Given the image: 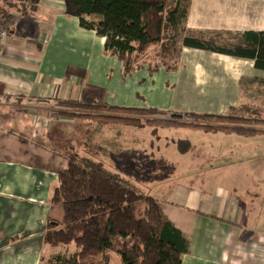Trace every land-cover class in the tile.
<instances>
[{
    "label": "crops",
    "instance_id": "obj_1",
    "mask_svg": "<svg viewBox=\"0 0 264 264\" xmlns=\"http://www.w3.org/2000/svg\"><path fill=\"white\" fill-rule=\"evenodd\" d=\"M37 3L28 17L11 15L9 35L0 49V95L4 97L0 101V264H42L48 218L62 216L61 209H52L49 203L59 173L68 167L62 153V126H80L77 120L59 115L69 109L63 110L57 101L151 108L182 119L227 115L257 97L264 104V71L252 60L183 48L176 73L160 69L150 76L145 68L124 77L122 63L105 55V39L81 28L65 0ZM187 30L226 35L264 32V0H191ZM198 133L203 152L214 147L215 153L232 140L230 150L237 151L246 149L248 139L264 136ZM120 134L116 131L123 146L126 141ZM129 142L139 145L134 134ZM189 142L190 151L182 153L179 142L173 141L162 148V156L168 158L165 150L171 147L183 156L199 150ZM212 167L213 172L222 171L216 163ZM179 186L156 199L190 241V253L182 264H264V233L249 231L261 227L254 220L264 221V198L254 207L243 206L230 191L212 194ZM258 186L259 182L257 190ZM255 215L259 217H249Z\"/></svg>",
    "mask_w": 264,
    "mask_h": 264
},
{
    "label": "trees",
    "instance_id": "obj_2",
    "mask_svg": "<svg viewBox=\"0 0 264 264\" xmlns=\"http://www.w3.org/2000/svg\"><path fill=\"white\" fill-rule=\"evenodd\" d=\"M65 2L81 28L105 39L104 53L122 63L124 77L145 68L150 76L160 69L176 73L181 67L183 48L252 60L257 69L264 71V32L237 33L238 46L218 47L215 37L218 34L187 30L191 0H176L172 6H168L167 0ZM37 4V1L2 0L0 19L9 23L13 13L28 17L36 11ZM179 36L183 37L180 43ZM57 103L69 109V112L59 113L64 118L103 126L153 128V135L158 129L170 128L246 138L264 134L260 129L264 118L245 117L240 108L227 115H190L194 122H180L153 119V116L170 114L151 108L74 100ZM77 109L83 112H76ZM184 143L178 144L182 153L187 152ZM90 152L91 157H88L72 147L62 148L68 167L59 173L58 185L49 200L52 209H61L62 216L55 218L50 214L44 242L53 250L73 245L75 249L71 255L70 251L58 254L48 264H182L183 257L190 253V241L167 218L159 201L109 170L102 157Z\"/></svg>",
    "mask_w": 264,
    "mask_h": 264
},
{
    "label": "rangeland",
    "instance_id": "obj_3",
    "mask_svg": "<svg viewBox=\"0 0 264 264\" xmlns=\"http://www.w3.org/2000/svg\"><path fill=\"white\" fill-rule=\"evenodd\" d=\"M11 1L16 3H31L40 0ZM175 1L167 0L168 6H172ZM1 2L2 0H0V4ZM215 37L217 42L216 46L218 47L233 49L240 44V39L235 34H218ZM182 38L179 36L177 41L180 43ZM56 105L59 104L57 103ZM61 108L63 110L66 109V107ZM240 109H242V115L245 117L259 115L264 118V104L258 97L250 104H247V107H240ZM75 111L83 112L80 109ZM152 118L180 122L195 121L188 118L182 119L171 114L166 117L153 116ZM78 124L80 128L78 125L76 127L75 125L62 126V131L64 132L62 139L65 142L63 146L72 147L78 153H84L88 157H91L90 151L96 152L100 158L102 157L104 159L106 167L109 170L119 175L122 179L131 181L144 193L153 198L160 199L161 195L169 192L172 188L175 189L177 185H180L179 187L195 186L198 190L202 189L212 194L215 191H230L233 193V198L241 201L243 206L248 205L254 207L256 203L261 202L262 198H264V172H255L257 169L264 170V136L256 137L252 140L248 139L245 143L247 146L246 149L241 150L243 148L242 146L237 151L230 150L234 144L232 140L227 147L215 153L216 148L214 147H210V150H204L203 152V149L198 143L199 139H197L200 133L198 131H192L191 129L173 128L165 131L158 129L156 135H154L156 139L158 138L156 141V139L153 140L152 136L153 128L139 130L135 127H104L96 123H83L80 121H78ZM86 129L88 133L85 134ZM260 129L264 130V126ZM116 131H120L121 137L126 141V144L123 146L117 142ZM133 134L136 135L137 145L139 143L138 146H135V143L129 142L130 140L133 141ZM179 139L184 140L182 142H185L184 144L186 145L184 147L187 151L191 149L189 141L194 143L195 147L199 150H193L192 153L183 156L177 151V147H171L165 150L168 158L167 156L163 157L162 148L172 145L173 141L181 142L177 141ZM122 140L120 138V141ZM113 141H115L114 144ZM205 148H209V146ZM134 156L136 158L131 159ZM191 161L194 163H191ZM213 163H216L218 168L222 167V171L213 172ZM257 182H259L258 190L256 188ZM214 186L216 188L219 186V188L215 189L213 188ZM252 223L256 227L257 224L261 225V227L259 230L250 228L249 231L251 233L256 235H259L260 232L264 233V221L254 220ZM73 248L75 249L74 245L61 247L57 250L47 247L42 264H48L55 256L58 254L65 255L67 251H70V253L68 252L69 255L73 254Z\"/></svg>",
    "mask_w": 264,
    "mask_h": 264
},
{
    "label": "built area",
    "instance_id": "obj_4",
    "mask_svg": "<svg viewBox=\"0 0 264 264\" xmlns=\"http://www.w3.org/2000/svg\"><path fill=\"white\" fill-rule=\"evenodd\" d=\"M9 23L7 21L0 19V49L3 48L6 44L8 35H9ZM0 101H4V97L0 96Z\"/></svg>",
    "mask_w": 264,
    "mask_h": 264
}]
</instances>
